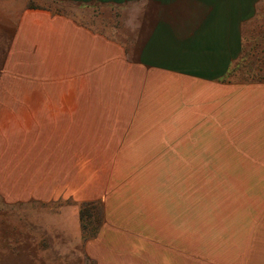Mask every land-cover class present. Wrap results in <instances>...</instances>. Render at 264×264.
Listing matches in <instances>:
<instances>
[{
    "label": "rangeland",
    "instance_id": "1",
    "mask_svg": "<svg viewBox=\"0 0 264 264\" xmlns=\"http://www.w3.org/2000/svg\"><path fill=\"white\" fill-rule=\"evenodd\" d=\"M115 1L26 5L129 43L136 3ZM242 7L239 52L215 83L75 64L56 82L10 78L0 264H264V0Z\"/></svg>",
    "mask_w": 264,
    "mask_h": 264
},
{
    "label": "crops",
    "instance_id": "2",
    "mask_svg": "<svg viewBox=\"0 0 264 264\" xmlns=\"http://www.w3.org/2000/svg\"><path fill=\"white\" fill-rule=\"evenodd\" d=\"M26 1L0 0V91L6 95L10 78L56 82L58 76H72L73 64L78 76L88 75L90 67L101 71L124 67L165 75L168 80L162 84L215 83L239 52V25L248 16L242 6L250 3L128 0L136 3L133 39L122 43L92 33L67 13L28 6ZM65 96L59 100L65 101Z\"/></svg>",
    "mask_w": 264,
    "mask_h": 264
}]
</instances>
